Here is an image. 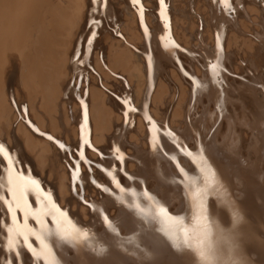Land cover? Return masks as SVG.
<instances>
[{
    "label": "bare ground",
    "instance_id": "6f19581e",
    "mask_svg": "<svg viewBox=\"0 0 264 264\" xmlns=\"http://www.w3.org/2000/svg\"><path fill=\"white\" fill-rule=\"evenodd\" d=\"M2 166L0 264H264V0H0Z\"/></svg>",
    "mask_w": 264,
    "mask_h": 264
},
{
    "label": "rangeland",
    "instance_id": "374dc122",
    "mask_svg": "<svg viewBox=\"0 0 264 264\" xmlns=\"http://www.w3.org/2000/svg\"><path fill=\"white\" fill-rule=\"evenodd\" d=\"M49 14H50V12H49ZM120 21H122V20L119 18V19L117 20V25L121 28V26L119 25V24H120ZM121 23H122V22H121ZM38 31H39V27H36V28L34 29V33L36 34V36H37V34L39 33ZM120 34H121V33L119 32L118 34L115 35L116 37H118V38H115V39H114V43H115L116 45H119V44H120L121 42H123V40H124V35H123V38L120 39V38H121V35H120ZM130 67H131V72H132V74H133V78H134V81H135V80H137V77H138L137 70L135 69V67H134L133 64H131ZM125 90H127L129 94H133V93H134V88L132 87V84L127 85V86L125 87ZM1 170H2V171L4 170V167H3V166L0 167V171H1Z\"/></svg>",
    "mask_w": 264,
    "mask_h": 264
},
{
    "label": "snow or ice",
    "instance_id": "6c2138e0",
    "mask_svg": "<svg viewBox=\"0 0 264 264\" xmlns=\"http://www.w3.org/2000/svg\"><path fill=\"white\" fill-rule=\"evenodd\" d=\"M225 2H227V0H225ZM113 231H115V229H113ZM185 246H187V242L186 241H185ZM173 247H175L178 252L181 250V247H180L179 244H174Z\"/></svg>",
    "mask_w": 264,
    "mask_h": 264
}]
</instances>
